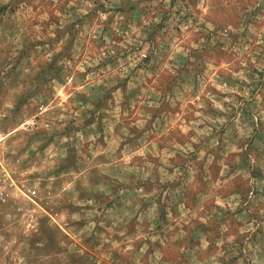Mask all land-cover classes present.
Instances as JSON below:
<instances>
[{
  "label": "rangeland",
  "instance_id": "374dc122",
  "mask_svg": "<svg viewBox=\"0 0 264 264\" xmlns=\"http://www.w3.org/2000/svg\"><path fill=\"white\" fill-rule=\"evenodd\" d=\"M0 264H264V0H0Z\"/></svg>",
  "mask_w": 264,
  "mask_h": 264
}]
</instances>
